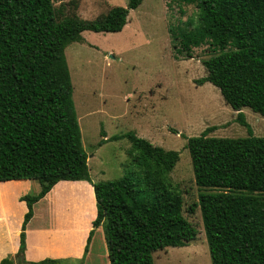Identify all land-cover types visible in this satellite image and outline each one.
<instances>
[{
  "label": "trees",
  "instance_id": "1",
  "mask_svg": "<svg viewBox=\"0 0 264 264\" xmlns=\"http://www.w3.org/2000/svg\"><path fill=\"white\" fill-rule=\"evenodd\" d=\"M140 1L82 19L53 0H0V181L38 183L37 192L18 197L26 211L17 264H63L22 257L32 204L58 181L86 180L92 187L95 216L82 257L97 226L109 264H152L153 252L184 246L196 236L168 181L177 151L127 132L135 170L91 182L80 142L64 45L82 40V31H120L128 10ZM180 1L196 6L198 25L168 27L173 57L189 58L192 48L206 45L211 54L201 60L205 75L195 81L217 88L246 129L241 137L208 136L209 129L184 137L193 182L201 189L193 206L199 209L210 264H264V135L254 136L240 111L247 107L264 120V0ZM101 136L98 144L106 140ZM0 264L14 261L3 257Z\"/></svg>",
  "mask_w": 264,
  "mask_h": 264
},
{
  "label": "rangeland",
  "instance_id": "2",
  "mask_svg": "<svg viewBox=\"0 0 264 264\" xmlns=\"http://www.w3.org/2000/svg\"><path fill=\"white\" fill-rule=\"evenodd\" d=\"M60 2L65 12L92 19L113 6L125 7L127 0H53L54 5ZM197 25L198 9L194 4L141 0L136 8L128 10L120 31H82V40L67 42L63 48L91 182L115 179L135 170L127 153L130 142L123 136L127 132L178 153L168 181L179 194L181 213L195 228L196 236L184 246L153 252L152 264H210L199 209L193 206L201 189L193 182L184 137L198 135L205 129H209L208 136L246 135L236 112L223 102L217 88L209 82L198 85L195 81L205 75L201 60L211 54L206 45L192 48L189 58L172 55L168 27L193 30ZM240 111L251 133L264 135L262 117L247 107ZM102 133L106 140L98 144ZM112 136L118 138L111 139ZM82 182L57 185L45 200L46 205L65 220L74 217L76 205L88 216L89 182ZM34 183L35 190L23 194L35 193L38 183ZM13 189L16 192L17 186ZM43 204L37 206L38 213ZM190 206L193 209L188 212ZM20 207L10 203L11 227Z\"/></svg>",
  "mask_w": 264,
  "mask_h": 264
},
{
  "label": "crops",
  "instance_id": "3",
  "mask_svg": "<svg viewBox=\"0 0 264 264\" xmlns=\"http://www.w3.org/2000/svg\"><path fill=\"white\" fill-rule=\"evenodd\" d=\"M34 181L30 179L0 181V259L9 257L13 260L16 255L20 223L22 215L26 211V206H23L24 202H18L17 198L23 192H28L31 189L35 190ZM64 182H79V185L84 183L82 180L58 181L43 197L32 204V216L24 228L22 257L27 261H37L43 258L58 259L63 264H109L101 226L93 229L87 250L82 257L85 238L91 228L90 222L95 216L94 197L90 184L86 186L90 192L88 216H85L83 211L77 208L76 205L74 217L70 216L74 219L65 220L64 216L54 214V209L46 205L48 202L45 200L48 199L52 190L57 185L64 184ZM15 186H17L16 192H12ZM11 202L18 203L22 207H20L14 227H11L9 221L8 208ZM42 203H44L43 206L39 208L41 212L38 213L37 206ZM36 219L39 221L38 223ZM75 219L77 220L76 223L73 222Z\"/></svg>",
  "mask_w": 264,
  "mask_h": 264
},
{
  "label": "water",
  "instance_id": "4",
  "mask_svg": "<svg viewBox=\"0 0 264 264\" xmlns=\"http://www.w3.org/2000/svg\"><path fill=\"white\" fill-rule=\"evenodd\" d=\"M20 258H21V256L15 255L13 257L14 264H17Z\"/></svg>",
  "mask_w": 264,
  "mask_h": 264
}]
</instances>
